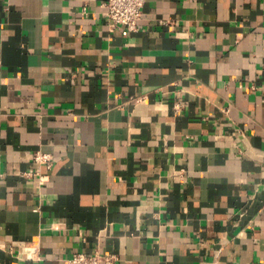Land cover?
I'll list each match as a JSON object with an SVG mask.
<instances>
[{
  "label": "crops",
  "instance_id": "obj_1",
  "mask_svg": "<svg viewBox=\"0 0 264 264\" xmlns=\"http://www.w3.org/2000/svg\"><path fill=\"white\" fill-rule=\"evenodd\" d=\"M105 1L0 0V264H264V0Z\"/></svg>",
  "mask_w": 264,
  "mask_h": 264
},
{
  "label": "built area",
  "instance_id": "obj_2",
  "mask_svg": "<svg viewBox=\"0 0 264 264\" xmlns=\"http://www.w3.org/2000/svg\"><path fill=\"white\" fill-rule=\"evenodd\" d=\"M145 2L146 0H106L105 5L110 25L121 24L129 30L137 29ZM35 159L50 166L53 156L50 153L37 151ZM116 258L115 253L102 254L99 252L77 251L68 259V264H115Z\"/></svg>",
  "mask_w": 264,
  "mask_h": 264
}]
</instances>
